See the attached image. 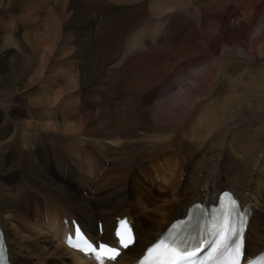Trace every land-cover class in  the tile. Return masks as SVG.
<instances>
[{
	"label": "bare ground",
	"instance_id": "6f19581e",
	"mask_svg": "<svg viewBox=\"0 0 264 264\" xmlns=\"http://www.w3.org/2000/svg\"><path fill=\"white\" fill-rule=\"evenodd\" d=\"M261 11L264 0H0V225L12 264H28V259L93 264L63 246L61 225L42 221L41 205L67 214L59 221L78 219L92 237L97 221L123 211L136 231L135 243L122 256L129 261L192 203H214L222 181L243 201L254 203L251 224H264L262 159L255 164L245 157L236 167L228 155L229 147L241 153L251 149L250 134H230L236 127L246 128L248 121L247 128L255 123L254 133L263 129V122L249 118L264 111V67L253 65L248 54L264 59V26L252 29ZM44 12L50 30L42 36L31 24ZM15 18L28 23L24 33ZM237 48L245 57L236 58ZM158 51L164 62L153 61ZM184 63L176 74L189 77L190 87L165 97L175 87L166 78ZM59 80L69 83L57 90ZM194 121L201 122L202 131L190 133ZM48 135L56 140L54 147L46 142ZM90 147L115 167L128 168L138 164V150L174 151L184 180L172 183L177 194L169 200L172 212L148 208L147 193L154 187L148 176L133 185L135 194L126 179L117 184L113 176L95 178ZM92 186L98 200L82 195L91 190V196Z\"/></svg>",
	"mask_w": 264,
	"mask_h": 264
},
{
	"label": "rangeland",
	"instance_id": "374dc122",
	"mask_svg": "<svg viewBox=\"0 0 264 264\" xmlns=\"http://www.w3.org/2000/svg\"><path fill=\"white\" fill-rule=\"evenodd\" d=\"M232 6L233 5L230 4L228 7L231 8ZM38 18L40 19V21H39ZM49 18H50L49 15H47V13L44 12V14H42V15H40V16L37 17L36 20H37V23L38 24L35 21L34 25L31 24V27L36 25V30H38V31L36 32V30H35V32L36 33H39L40 35H42V34L48 32V30H50V27H49L50 22L48 21ZM15 20H16V18H15ZM16 22H17V28H18V25H20L19 32L21 30L22 31L23 30H26V28H27L26 25L28 23L25 24V22L20 21L18 19L16 20ZM261 26H264V12L263 11H261L256 16V23L253 24V26H252L253 28L252 29H253V31H255L256 28H260ZM181 27L183 28L184 25L183 26L180 25L179 27L177 26V28H174V29H176V30L173 31V35H175L174 40H176L177 35H179V31L182 30ZM9 29H10L9 32H11V30H13V28H9ZM25 32H27V31H25ZM21 33H24V31L21 32ZM197 35L201 39V43H203V40H202V37H201L202 36L201 31L198 30ZM220 52H222V51L220 50ZM236 52H237V55H236L237 57L236 58L241 59L242 57H245L242 54L240 48H237ZM248 54H249V56H252V58L256 61V63H254L253 65H255V66H258L259 65L261 67H264V59L263 58L261 59L260 57H257V58L256 57H253L251 51H248ZM220 55H221V53H220ZM152 59H153V61H158V62L161 61V62H164L166 60V57L163 56L162 52L158 51L156 54H154V56H153ZM152 59L150 58L148 61H152ZM144 62H145V60L142 61V65H141L142 67L140 66V69L141 70H143V69L146 68V65L143 64ZM236 63H237V59H235L233 61H230L227 64V69H226L225 74L227 72L230 73L231 70H232V67ZM186 64L187 63L180 64V66L179 65L176 66L175 69H174V72H172V74L168 75V77H167L168 79L166 78L167 81L166 80L165 81L167 83L170 82V81H172L174 83V86L175 87L170 92L169 91L166 92L167 94L165 95V97H170L171 95L176 94L178 92H181L183 90H187L190 87L189 86V83H191L192 80L189 77L187 78L186 75L185 76H180V75L177 76V74H178L177 72L181 71L184 68V66H186ZM219 77H220V74H219ZM221 77H222V75H221ZM59 82H60L61 85L59 87H57V90H59L60 88H62V86H64V84L67 85V83H69V80H67L65 83H61L62 82L61 80H59ZM34 85H36V84H34ZM125 94H126L125 92L122 93V95H125ZM248 96H250V93H249ZM249 99H250V97H249ZM75 100H76L77 104L80 102L79 101V98H77V97L75 98ZM115 107H116V104H115ZM246 118H248V117H246ZM249 118L252 119L251 120L252 122H256L257 124H258V121L263 122V129L261 130L260 128H257L256 133H254L253 130H254V128H255L256 125L254 123V128H251V127L250 128H247V126H249V122L248 121L247 122H243L245 124V126H246V128L244 127L245 129L244 128L238 129L236 127L237 129L235 128L233 130L234 132L233 133H230V134L231 135L233 134L234 136H241V135L250 134L253 137L251 149H249L248 151H245L246 153H241L242 151H237L236 150L237 151L236 152L235 150H232L229 147L228 148V151L231 154L228 152V155H229L231 161L233 160L232 161L233 162L232 163L233 166H236V167L240 166V161L245 160L246 159L245 157H247V159H248V157H252V161L255 164L257 163L258 160L262 159V161L260 160L261 166L258 167V168H260V170H258V172H259V174L264 175V158H261L263 156V154H264V111H258L257 113L253 114L252 116H249ZM193 128H195V130ZM189 129L191 130L190 133H195V132L197 133L199 131H202L201 122L198 123V122H195L194 121L193 123H191ZM227 136H228V139L227 140H230L229 139V136L230 135H228V131H227V134H226V138H227ZM45 138H46V142H49L50 141V143H48V144L51 145L50 147H54L55 146L54 144L56 143V140L53 139L51 137V135L50 136L48 135ZM220 139H221V137H220ZM57 142H58V140H57ZM253 143H254V146H257L256 148L252 147L253 146ZM82 145H84V143H82ZM222 146L227 147V144L225 143V141L223 142ZM65 147H66V145H65ZM78 148L80 149L81 146L78 147ZM137 148H140V147L137 146ZM230 149H231V151H230ZM118 151H119V149L118 150L116 149L115 154ZM234 151H235V153H234ZM56 152L58 153V156L60 157L61 154H62L61 149H58L57 148L56 149ZM98 152L99 151L96 148L90 147L89 148V152L87 154V157H89V159H92L93 161H96L97 168H95V169H97V170H95V172H94V177L95 178H98V179L103 180V181H107V180H109L113 176L114 178L117 179V184L124 182V180L126 179V182L127 183H131V185H132V193L135 194L136 193V190H135V187H133V185H135V186L136 185H139V184H141L140 183L141 181L143 183L145 181V179H146V176H148L150 179H152V182H150V183H153V186H154L151 189L150 193L147 191L148 192L147 193L148 194V198L147 199H149V201L146 202V204H147L148 208H152V209H154L156 211V207L158 208V206H159L160 208L156 211V213L160 209H163V210H160L158 212L159 214H168V213L172 212L169 203L177 195L176 192L174 191V186H173L172 183H182L183 180H184L183 176H181L180 170L178 168V164L176 163V162H178V157L176 156V154H175L174 151H172L170 149L163 150L162 152H154L153 150H147V151L138 150V151L135 152V154H136V159L135 160L138 161V164H136L132 168H128V166H124L123 167L122 165H119V166L115 167L116 166L115 163L113 164L112 162H109L110 161L109 158L108 159L107 158H104ZM127 153H128V151H127ZM91 156L93 158H91ZM233 156H234V158H233ZM104 159H106V161L109 162L108 166L105 164V160ZM132 162L130 161L128 164L130 165V164H132ZM85 164H88V162H85ZM255 164L251 167V171H253L254 169H256ZM102 166L108 167V168H106L105 170H103L102 173H101V175H98V171H100V169H102ZM109 167L110 168H113V169L112 170H108ZM82 181H83V179H81V182ZM170 182H171V184H169ZM101 184L103 185L104 183L103 182L99 183V185H101ZM168 184H169V186H167ZM92 187L93 188H91L92 189L91 196H90L91 190L90 191H88V190L85 191L87 195H83V194L82 195H83L84 198H89L90 197V199H92V200H98V198H97L98 195H96V186H92ZM224 187H226V181H222V183H221V189H223ZM93 189H94V192H93ZM114 189H116V188H114ZM221 189H219L218 191H220ZM171 192H173V193H171ZM91 197H94V198H91ZM133 197H134V195H133ZM172 197H173V199H172ZM259 199L257 200L258 202L256 201V203H260V200ZM131 200H133V198ZM167 200H168V203H167ZM125 206H126V204L124 205V207ZM31 207H32V205H31ZM131 208H132V213L133 214H136V218L137 219H139V218L142 217V213L140 212L139 209H136L135 206H134V209H133V205L131 206ZM121 212H123V211H119V209H117V210H115V212H113L112 214L108 215L106 218H104L102 220L108 219L110 216H114L116 214L119 215ZM60 214H64V213L62 211L54 212L51 215V217L48 218V219L49 220H54L55 223H58L59 222V218H60V216H59ZM64 215H67V214H64ZM182 215L183 214H180L178 217H180ZM100 217L101 216H97L96 218L99 219ZM152 217H154V216H152ZM32 219H34V217ZM253 224L254 223L251 224V227L248 230V233L250 231H252V232L249 233L250 236L248 235L249 236L248 237V249L250 250V252H252L250 254H254L257 251H260V250L264 249V228L262 229V227H264V224L263 225H259L258 223H256L255 226H253ZM166 225L164 226V228L166 227ZM42 232L44 234L47 233L46 235H48V233H49V231H44V230H42ZM49 235L51 236L52 235V232H50ZM56 240L57 239L55 237L53 239V242L56 243ZM253 251H255V252H253ZM140 252H141V250L139 249L137 251V255ZM66 257H68V256H66ZM66 260L68 262H70V259L69 258H66ZM27 261H31L28 264H34V263H32V260H30V259H28Z\"/></svg>",
	"mask_w": 264,
	"mask_h": 264
}]
</instances>
